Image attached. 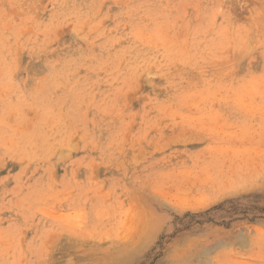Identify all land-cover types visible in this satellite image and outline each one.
Segmentation results:
<instances>
[{
    "label": "rangeland",
    "instance_id": "rangeland-1",
    "mask_svg": "<svg viewBox=\"0 0 264 264\" xmlns=\"http://www.w3.org/2000/svg\"><path fill=\"white\" fill-rule=\"evenodd\" d=\"M0 264H264V0H0Z\"/></svg>",
    "mask_w": 264,
    "mask_h": 264
}]
</instances>
